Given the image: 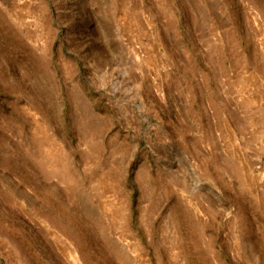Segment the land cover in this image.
<instances>
[{
    "label": "rangeland",
    "instance_id": "obj_1",
    "mask_svg": "<svg viewBox=\"0 0 264 264\" xmlns=\"http://www.w3.org/2000/svg\"><path fill=\"white\" fill-rule=\"evenodd\" d=\"M0 264H264V0H0Z\"/></svg>",
    "mask_w": 264,
    "mask_h": 264
},
{
    "label": "bare ground",
    "instance_id": "obj_2",
    "mask_svg": "<svg viewBox=\"0 0 264 264\" xmlns=\"http://www.w3.org/2000/svg\"><path fill=\"white\" fill-rule=\"evenodd\" d=\"M74 259L76 260L77 259V256L75 255Z\"/></svg>",
    "mask_w": 264,
    "mask_h": 264
}]
</instances>
